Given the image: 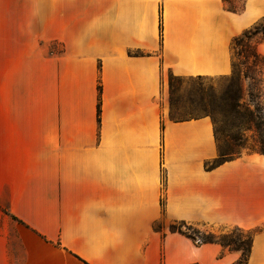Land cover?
Returning a JSON list of instances; mask_svg holds the SVG:
<instances>
[{"label": "crops", "instance_id": "crops-1", "mask_svg": "<svg viewBox=\"0 0 264 264\" xmlns=\"http://www.w3.org/2000/svg\"><path fill=\"white\" fill-rule=\"evenodd\" d=\"M262 19L264 0H0V264L235 263L168 227L262 225L264 157L205 170L211 120H171L167 84L229 76Z\"/></svg>", "mask_w": 264, "mask_h": 264}, {"label": "trees", "instance_id": "trees-1", "mask_svg": "<svg viewBox=\"0 0 264 264\" xmlns=\"http://www.w3.org/2000/svg\"><path fill=\"white\" fill-rule=\"evenodd\" d=\"M259 34L264 35V19L257 22L250 29L236 37L232 41V48L240 46L244 40H252L257 38ZM159 35L160 39L162 36V25L161 18H159ZM255 44L252 47L251 56L254 59H264L255 50ZM242 54V52H241ZM239 55V54H238ZM236 66L233 62L232 73L228 76V84L218 98H214L212 101H207L205 104V115L209 117L213 127V135L217 146V157L212 161L204 163L205 170H213L225 162L236 160L241 158L243 155L259 154L264 157V106L262 103V91L264 87V63H263V80L261 83L260 91L258 93V104L254 105V110L250 111L242 105L241 93L242 86L241 80L234 79V70ZM227 77V76H226ZM246 78V77H245ZM175 79V76L170 75L169 77V88L171 89V81ZM197 79H200L199 77ZM171 94V92H170ZM249 97L253 102V96L249 92ZM205 102V100H204ZM263 113V116L260 114ZM199 118V117H198ZM195 118H188L182 120L173 121H184ZM252 131L253 134L249 139L244 133ZM183 225L184 222H179ZM237 230H243L242 232L248 233L247 240L235 241L234 239H228L227 236H215L212 234L204 235L198 231L194 232V238L183 233L179 228L174 225H170L169 231L171 233H178L185 236L197 245L205 244H217L222 248L233 247L229 251L239 252L240 258L233 264H246L250 254L253 237L256 232L264 228V223L258 227L244 230L235 227ZM228 249V248H227Z\"/></svg>", "mask_w": 264, "mask_h": 264}, {"label": "rangeland", "instance_id": "rangeland-1", "mask_svg": "<svg viewBox=\"0 0 264 264\" xmlns=\"http://www.w3.org/2000/svg\"><path fill=\"white\" fill-rule=\"evenodd\" d=\"M258 39H264V35L259 34L258 38L244 40L242 43H240V46H235L233 49L234 64L236 66L234 70V79H240L242 86L240 102L250 111H253L254 105H257L259 102L258 93L263 80L262 76L264 59H254L251 56L253 44L257 42ZM169 77L170 75H168L166 100L169 108L168 114L171 120L203 117L205 115V111L207 112V110H205L204 103L209 100L212 101L214 98H218L229 83L227 80L228 76L200 79L175 77V79L171 81L172 88L170 89ZM249 92L253 96V102L249 97ZM260 114L263 116L262 112H260ZM244 134L249 139L253 132L247 131ZM170 225H174L176 228H179L183 233L192 238H194L195 231H198L204 235H225L228 237L227 240L230 238L234 239L235 241H245L248 237V233L242 232L243 230H237L235 228L236 226H194L187 225L186 223L181 225L179 222H174ZM170 225L168 228H170ZM158 228L161 229V226L159 225ZM227 248L223 247V249L226 251L233 249L232 246Z\"/></svg>", "mask_w": 264, "mask_h": 264}]
</instances>
